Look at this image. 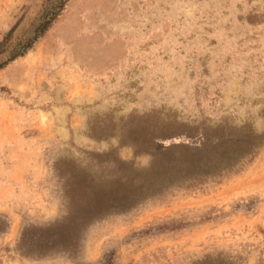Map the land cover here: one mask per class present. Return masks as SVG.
<instances>
[{"label":"rangeland","instance_id":"1","mask_svg":"<svg viewBox=\"0 0 264 264\" xmlns=\"http://www.w3.org/2000/svg\"><path fill=\"white\" fill-rule=\"evenodd\" d=\"M45 3L0 0V40ZM63 5L0 70V233L4 215L14 222L0 264H99L112 251L114 264H264V145L245 159L220 150L209 165L207 153L154 155L183 132L264 134V0ZM176 155L186 169L169 167ZM70 176L128 208L89 225L70 259L22 254V232L66 215Z\"/></svg>","mask_w":264,"mask_h":264},{"label":"trees","instance_id":"2","mask_svg":"<svg viewBox=\"0 0 264 264\" xmlns=\"http://www.w3.org/2000/svg\"><path fill=\"white\" fill-rule=\"evenodd\" d=\"M63 3L64 0H46L27 31L18 38H13V33L17 28L15 25L3 35L0 40V70L9 62L22 57L32 48L57 17L64 6ZM166 140L170 141L166 146L155 145L154 155L166 156L171 150L190 157H202L204 153H207L204 159L205 165H209L216 159V153L220 150L224 152L238 150L243 159L250 158L264 145V134L256 135L248 127H243L235 132L221 131L214 134L183 132ZM237 163L235 162L232 166L227 164L222 172H236L233 166ZM169 167L182 171L187 168V165L182 163V157L176 155L170 161ZM63 181L62 193L67 209L66 215L45 228H32V231H35L30 233L31 235L27 231L22 232L18 243L22 254L37 258L58 255L70 259L78 250L84 230L89 225L109 212H120L128 208L125 206V197L117 200L112 199V195L106 194L107 199L100 203L96 198L97 194L95 195V192L91 190L92 188L86 180H76L70 176ZM75 207L76 209L72 212ZM4 218L5 228L0 233V238L7 233L10 225L5 215ZM114 260L115 251H112L109 255H105L99 264H114Z\"/></svg>","mask_w":264,"mask_h":264},{"label":"crops","instance_id":"3","mask_svg":"<svg viewBox=\"0 0 264 264\" xmlns=\"http://www.w3.org/2000/svg\"><path fill=\"white\" fill-rule=\"evenodd\" d=\"M5 149L6 148L4 147V144H3V138L0 136V184H1V181L5 179L4 176H6V178H7V175H8L7 168H8L9 162H8V159H6V160L4 159V150ZM7 180H8V178H7ZM7 218H8L9 223H10L9 229H8L7 233L3 237L0 238V241L7 239L10 236V234L14 232V222L11 218H9V217H7Z\"/></svg>","mask_w":264,"mask_h":264}]
</instances>
